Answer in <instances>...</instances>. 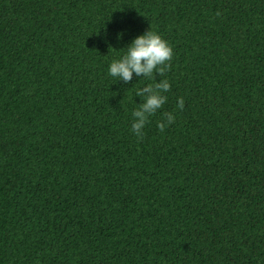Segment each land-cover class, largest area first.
I'll list each match as a JSON object with an SVG mask.
<instances>
[{"label":"trees","instance_id":"obj_1","mask_svg":"<svg viewBox=\"0 0 264 264\" xmlns=\"http://www.w3.org/2000/svg\"><path fill=\"white\" fill-rule=\"evenodd\" d=\"M149 30L170 67L111 77ZM0 264H264V0H0Z\"/></svg>","mask_w":264,"mask_h":264},{"label":"clouds","instance_id":"obj_2","mask_svg":"<svg viewBox=\"0 0 264 264\" xmlns=\"http://www.w3.org/2000/svg\"><path fill=\"white\" fill-rule=\"evenodd\" d=\"M123 34H117V40L122 39ZM173 58V48L156 31L149 30L136 37L127 47L119 59L113 60L108 67V74L117 77L125 83L130 82L133 74L137 77H150L153 73L163 75L165 70L170 67L169 62ZM169 80L162 79L154 85L149 84L137 91L136 95L144 97L141 103L132 113L134 121L131 125L133 133L137 137H142V130L149 122V117L155 115L157 110L167 102L168 97L164 95L170 91ZM177 107H184L183 98L177 100ZM166 120L158 122L160 131H164L170 124L174 123L175 115L165 113Z\"/></svg>","mask_w":264,"mask_h":264}]
</instances>
